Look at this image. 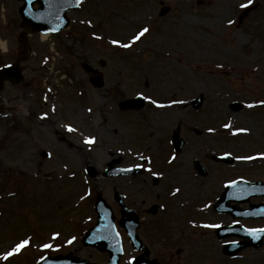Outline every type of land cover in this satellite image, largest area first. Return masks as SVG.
<instances>
[{"label": "rangeland", "instance_id": "rangeland-1", "mask_svg": "<svg viewBox=\"0 0 264 264\" xmlns=\"http://www.w3.org/2000/svg\"><path fill=\"white\" fill-rule=\"evenodd\" d=\"M22 3L0 0V66L19 61L25 75L23 86L5 84L0 105V257L27 238L30 245L9 264L60 253L106 261L107 255L82 243L96 220V196L111 206L116 190L139 207L143 200L144 207L157 201L135 195L138 185L105 177L104 170L111 161L130 165L142 155L154 161L152 172L164 174L155 189L144 188L165 196L161 213L138 231L150 257L163 264H264V244L224 255L230 238L217 237L215 227L233 219L208 208L222 183L264 181V106L257 103L264 99V0H254L249 7L256 8L241 24L245 8L239 5L246 0H85L70 15V29L47 39L28 37L30 56L20 37ZM165 7L171 11L160 17ZM228 19L235 23L228 26ZM142 27L149 33L131 48L111 44L130 42ZM84 61L104 75L102 90L89 86ZM141 92L169 106L150 102L142 113H120L119 102ZM194 99H201L199 108ZM67 124L77 131L69 132ZM240 128L250 131L235 132ZM173 133L186 145L170 164ZM88 136L96 137L91 147L84 143ZM222 152L235 162L216 163L213 155ZM246 156L256 159H238ZM201 164L205 174L195 168ZM87 166L97 176L89 178ZM152 172L142 185H149Z\"/></svg>", "mask_w": 264, "mask_h": 264}, {"label": "water", "instance_id": "water-1", "mask_svg": "<svg viewBox=\"0 0 264 264\" xmlns=\"http://www.w3.org/2000/svg\"><path fill=\"white\" fill-rule=\"evenodd\" d=\"M25 6L21 9L23 16V23L21 27L26 33H35L36 31L50 32L59 31L64 29L68 25V20L65 18V13L70 9H74L78 6L77 0H58V3L62 6L54 7L48 2V0H25ZM35 3L40 4V9L33 10L32 7ZM5 79H11L14 82H18L22 77L20 70L17 67H11L0 71V84ZM245 192L247 196L251 195H264L263 184H246V183H235L229 186L228 190L224 193L221 203L228 205L232 200L237 202L246 201L247 196L237 198L238 192ZM96 206L98 211L101 213L100 223L93 229L85 238V244H90L98 247L100 250L111 252V261L109 264H119V258L122 254L121 242L115 232L113 226V220L111 214L106 209L102 200ZM229 212L245 216V214H238L231 208ZM239 212V211H238ZM123 224H125L123 220ZM137 225V224H136ZM134 233V227L130 229ZM263 238V235H261ZM261 238V239H262ZM250 244V243H249ZM248 244V245H249ZM38 264H91L87 261H80L73 259L71 256H60V257H47Z\"/></svg>", "mask_w": 264, "mask_h": 264}, {"label": "snow or ice", "instance_id": "snow-or-ice-1", "mask_svg": "<svg viewBox=\"0 0 264 264\" xmlns=\"http://www.w3.org/2000/svg\"><path fill=\"white\" fill-rule=\"evenodd\" d=\"M48 2L50 4H52L54 7H59V6H62L58 3V0H48ZM81 0H77V3H80ZM254 2V0H246V3H243V4H240L239 7L240 8H248L250 5H252ZM89 23H91V21H89ZM227 25L228 26H231L235 23V21L233 19H228L227 20ZM150 29L148 27H142L139 31H137L134 35H132V37L130 38V42H122L118 39H112L111 40V44L113 45H117L119 46L120 48H125V49H129L132 47V45L136 42H139L141 41V39L143 37H145V35L147 33H149ZM93 35H95V33H93ZM97 39H100L101 37L97 36L96 37ZM10 67V66H8ZM220 67H223V65H220ZM138 95L142 96L144 99H147V100H150V102L154 105H156L158 108H164V107H168L169 105H165V104H162V103H159L157 100L155 99H151V97H148V96H144V94L141 92V93H138ZM45 99H47V97H45ZM172 103H184V101H173ZM259 105L261 106H264V99H261L257 102ZM257 103H249L247 104V107L248 108H254L257 106ZM55 106H53L52 108V111L55 112ZM88 111L90 112L91 109H88ZM47 117V113H44L43 114V117L42 118H46ZM65 127L67 128V130L69 132H74V131H77L76 128H74L71 124H67L65 125ZM224 128H231V124H225L223 126ZM209 131H214V129H209ZM250 129H247V128H240V129H235V132H249ZM84 143L86 145H88L89 147H91L92 145H94L96 143V137L95 136H88L85 140H84ZM49 156L52 155V153H48ZM262 157H264V153H261L260 154ZM172 159H175V157H172ZM238 159H243V160H253V159H256V157L254 156H246V157H238ZM136 167H143V165H136ZM148 172H152V169L151 168H148L147 169ZM153 175H160V173H155V172H152ZM74 175V173H73ZM177 193L180 192V188H176L175 190ZM205 227H213V225H205ZM250 234H253L255 235L256 233H259V232H264V229H249L248 230ZM57 236L59 235L58 233L56 234ZM74 239V238H73ZM69 243H72L71 240L68 241ZM31 241L30 239H21L19 242H17L9 251H7L6 253L3 254L2 258L3 260L7 261L9 260L11 257L15 256V255H18L20 254L24 249H26L29 245H30ZM43 247L45 249H50L53 247V245L51 244H44Z\"/></svg>", "mask_w": 264, "mask_h": 264}, {"label": "flooded vegetation", "instance_id": "flooded-vegetation-1", "mask_svg": "<svg viewBox=\"0 0 264 264\" xmlns=\"http://www.w3.org/2000/svg\"><path fill=\"white\" fill-rule=\"evenodd\" d=\"M122 160V159H121ZM141 162L144 164L145 163V159L144 158H142L141 157ZM117 163H118V161H117ZM118 165V164H117ZM122 166V165H121ZM120 166V167H121ZM140 175L138 176H136V177H134V179L136 180V182H135V184H137L138 186H137V193H135V195L136 194H141L142 195V191H143V195L145 194V192H144V188H148L149 190H152L153 188L155 189V187H156V185L158 184V183H160L161 181H159V182H155V179L154 178H150L151 179V181H150V183H148L149 185H142V182L143 183H147L146 182V180L144 179V177H143V174H144V172H143V170H141L140 171ZM139 177H142V180H140V181H138V178ZM138 182V183H137ZM166 189H163V191L166 193V191H165ZM167 194V193H166ZM171 194H173V192H171ZM144 196H147L148 197V200H149V198H151L152 196H153V198H155L157 201H161L165 196H163L162 195V193L161 194H159V193H156V194H152V192L151 191H149L148 192V194L146 193ZM132 199H133V197H130L129 198V195L127 194V195H125V200H126V202L129 200V201H132ZM145 201L143 200L142 202H140V205H142L141 207H139L138 205H135V207H133V205L130 203V202H128V205L130 206V207H132V208H134V209H136L138 212H139V214H142V213H145L146 211H147V208L149 209V207L152 205V204H150L147 208L146 207H144L145 206ZM159 205H160V203H159ZM157 211H158V213H160V211H161V208L160 207H158V209H157ZM142 212V213H141Z\"/></svg>", "mask_w": 264, "mask_h": 264}, {"label": "bare ground", "instance_id": "bare-ground-1", "mask_svg": "<svg viewBox=\"0 0 264 264\" xmlns=\"http://www.w3.org/2000/svg\"><path fill=\"white\" fill-rule=\"evenodd\" d=\"M43 38H44V39H47L48 37H46V36H43Z\"/></svg>", "mask_w": 264, "mask_h": 264}]
</instances>
